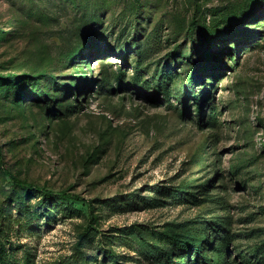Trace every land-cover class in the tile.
Listing matches in <instances>:
<instances>
[{
	"label": "rangeland",
	"instance_id": "obj_1",
	"mask_svg": "<svg viewBox=\"0 0 264 264\" xmlns=\"http://www.w3.org/2000/svg\"><path fill=\"white\" fill-rule=\"evenodd\" d=\"M0 153V264H264V0H0Z\"/></svg>",
	"mask_w": 264,
	"mask_h": 264
},
{
	"label": "trees",
	"instance_id": "obj_2",
	"mask_svg": "<svg viewBox=\"0 0 264 264\" xmlns=\"http://www.w3.org/2000/svg\"><path fill=\"white\" fill-rule=\"evenodd\" d=\"M2 162H3V161H2V154L0 153V169H2L3 172H4L5 174H7V175L11 178V180L13 181V183H14L15 185H21V186H26V187L36 188L35 185H33V184L27 182L26 180L20 179L19 177H17V176L14 175L13 173H11L9 170H7V169L3 166ZM60 194L62 195L63 198H64V197H65V198L70 197V195H71V194H68L67 192H64V191L60 192ZM175 236H177V235H175ZM204 263L206 264V261H205Z\"/></svg>",
	"mask_w": 264,
	"mask_h": 264
}]
</instances>
